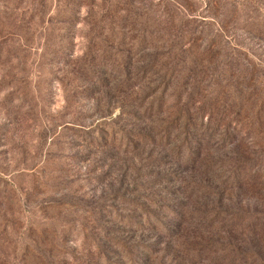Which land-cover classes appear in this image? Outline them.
I'll return each mask as SVG.
<instances>
[{
    "label": "rangeland",
    "instance_id": "obj_1",
    "mask_svg": "<svg viewBox=\"0 0 264 264\" xmlns=\"http://www.w3.org/2000/svg\"><path fill=\"white\" fill-rule=\"evenodd\" d=\"M249 75L264 0H0V264H242L221 222L258 201L165 134Z\"/></svg>",
    "mask_w": 264,
    "mask_h": 264
},
{
    "label": "trees",
    "instance_id": "obj_2",
    "mask_svg": "<svg viewBox=\"0 0 264 264\" xmlns=\"http://www.w3.org/2000/svg\"><path fill=\"white\" fill-rule=\"evenodd\" d=\"M174 69V64L169 65L167 58L161 60L155 55L149 68L153 73H162L158 84L163 82L164 85L172 83ZM167 77L166 83L162 81ZM252 77L249 75L247 79L251 81ZM249 81L235 79L227 88L221 86L215 92L212 102L215 104L209 103L208 108L203 104L194 106L199 100H193L189 95L191 101L175 109L173 129L165 135L169 144L178 143L174 148L177 146L175 150H180V157L184 147L182 139L189 137L190 130L194 138L189 145L193 148L202 145L210 148L205 141L214 137L210 138L215 143L211 147L216 150L214 165L219 174L225 175L224 179L229 183L232 181L249 188L262 208L245 212L236 210L221 222L231 237L239 238L230 243L232 258H226L234 263L264 264V78L253 79L254 84ZM197 89V86L193 87L192 92H197ZM218 92L220 99L217 98ZM193 148L185 153L184 160L192 159ZM245 238L248 241H243Z\"/></svg>",
    "mask_w": 264,
    "mask_h": 264
}]
</instances>
